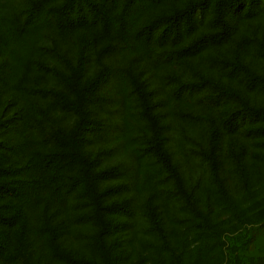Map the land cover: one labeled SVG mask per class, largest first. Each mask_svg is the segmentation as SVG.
<instances>
[{
  "label": "rangeland",
  "instance_id": "374dc122",
  "mask_svg": "<svg viewBox=\"0 0 264 264\" xmlns=\"http://www.w3.org/2000/svg\"><path fill=\"white\" fill-rule=\"evenodd\" d=\"M96 1L116 14L125 0ZM195 1L161 0L138 12L124 31L113 27L109 34L89 22L73 21L60 29L55 19L26 27L29 0H0V212L12 221H0L5 247L0 264H65L52 256L50 242L103 264L99 236L116 256L112 264H190L209 254L204 250L209 239L199 233L205 228L202 214L221 231L220 264H254L264 258V136L245 135L249 128L264 126V120L246 118L238 129L228 130L225 118L241 106L218 95V88L225 87L252 107L264 106V89H249L245 81L246 70L264 76V0L250 16L244 13L249 0H241L243 10L228 15L221 41L216 0H210L187 36L148 46L136 40L155 17ZM203 35L211 37L199 43ZM97 50H106V79L87 104L97 128L84 134L77 151L93 160L94 171L115 169L114 177L97 182L106 192L103 205L121 203L130 215L94 209L83 188L73 186L80 165L68 154L77 116L65 103L72 93L62 78L81 51L83 81L93 78L103 66ZM129 72L143 84L163 148L199 213L175 194L173 181L146 151L150 130ZM211 148L218 180L202 156ZM53 152L59 154L50 156ZM150 209L165 241L152 227ZM105 224L117 227L105 232Z\"/></svg>",
  "mask_w": 264,
  "mask_h": 264
},
{
  "label": "trees",
  "instance_id": "16d2710c",
  "mask_svg": "<svg viewBox=\"0 0 264 264\" xmlns=\"http://www.w3.org/2000/svg\"><path fill=\"white\" fill-rule=\"evenodd\" d=\"M52 1L53 0H29L28 5L25 7L24 25L26 27L39 26L43 23L52 22L53 19H55L56 25H58L60 29H64L66 24H71L73 21H77L78 23L89 22L101 25L104 32L111 34L113 27L124 31L127 25H131L133 17L138 12H142L158 4L161 0H125L122 8L116 14H113L106 6L96 0H63L55 3V5L52 4ZM209 3L210 0H198L189 3L184 9L178 10L171 15L155 17L144 28L145 31L137 33L136 40H139L138 42L143 46H148L150 43L159 42L161 39L164 40L173 35L176 37L189 35L193 25L196 24V19L202 21L205 7H208ZM240 3L241 0H216L215 20L221 28V33L217 41H221V38H223L225 34L228 26V15L234 13L240 14L242 12L243 9ZM260 4L261 0H249L244 12L245 15L250 16L257 13L261 9ZM85 9L88 11L87 15ZM194 13L197 15V18L194 17ZM182 20H185L183 25H181ZM165 23H168V27L164 28L162 32L159 33L158 37H154V33ZM210 37L209 35H203L197 41L200 43L206 41ZM215 37L217 36L215 35L214 38ZM104 52L106 53V50H97L96 54V60L101 65H103L102 59L105 56ZM83 58L84 54L81 51L76 66L71 67L70 74L63 75L62 78L63 83L72 93V97H65V103L77 116L74 130L69 137L70 141L73 142L74 148L73 151L68 154L70 159H75L80 165L78 173L73 181V186L80 185L83 188L89 199V205L94 209H104L111 213L130 215L131 211L121 203L103 205L102 199L106 192L98 189L97 182L100 179L114 177L117 174L115 169L109 168L94 171L93 160L87 156L80 155L77 151V144L82 140L84 134L92 132L97 128L94 120L91 118L87 104L90 102L97 85L106 79V68L103 65L98 74L89 81H83ZM245 73L247 75L245 78L247 88L253 89L257 87L264 89V76L247 70ZM129 78L138 94L141 114L145 118L150 130V141L146 151L157 158V161L166 171L167 178L173 181L175 194L178 195L180 199L184 200L185 205H187L191 211L199 213V210L192 200V193H188L184 189L182 178L176 166L172 163L168 153L163 148L161 128L156 116L152 113L143 84L138 80V76L132 72H129ZM214 86L218 87L217 85ZM218 93L225 101H237L241 106L238 110L231 112L225 118V125L228 130L235 131L239 128V120L241 125H243L246 118L256 119V121H259V119L260 121L264 120V106L257 108L252 107L239 93L225 87H219ZM245 135L264 136V126L249 128L245 131ZM62 138L64 139L65 137L62 136ZM65 139L68 140V138ZM213 152L214 150L211 148V150L207 152H202V156L209 161L212 175L218 180L217 159ZM58 154L59 153L53 152L50 156H57ZM148 213L153 229L165 241L166 233L163 232L153 209H150ZM202 216L201 218L205 221V228H202L199 233H204V237L209 239L204 246L205 253L209 254L208 257L205 258H202V255H198L190 264H220L222 257H220L219 254L222 253L223 245L221 231H217L215 224L209 216L205 214H202ZM10 220L11 217H5L0 212V221H4L1 223L12 225V221ZM116 227L117 226L112 224H105L104 230L105 232H110ZM50 247L52 256H55L57 260L65 264H100V262L92 259H85L65 251H60L54 243L51 245V242ZM96 247L100 251L103 264H112L116 256L111 254L110 248L100 236L96 241ZM4 249L5 247L1 245L0 242V255L4 252ZM258 262L254 264H264V258L259 259ZM178 263L180 264V261Z\"/></svg>",
  "mask_w": 264,
  "mask_h": 264
}]
</instances>
